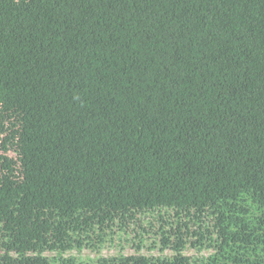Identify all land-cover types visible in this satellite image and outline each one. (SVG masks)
<instances>
[{
  "label": "trees",
  "instance_id": "obj_1",
  "mask_svg": "<svg viewBox=\"0 0 264 264\" xmlns=\"http://www.w3.org/2000/svg\"><path fill=\"white\" fill-rule=\"evenodd\" d=\"M0 264H264V0H0Z\"/></svg>",
  "mask_w": 264,
  "mask_h": 264
},
{
  "label": "rangeland",
  "instance_id": "obj_2",
  "mask_svg": "<svg viewBox=\"0 0 264 264\" xmlns=\"http://www.w3.org/2000/svg\"><path fill=\"white\" fill-rule=\"evenodd\" d=\"M103 252H104L105 254L107 253V252H106V250H105V251H103ZM109 252H112V250H110Z\"/></svg>",
  "mask_w": 264,
  "mask_h": 264
}]
</instances>
